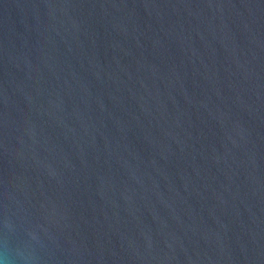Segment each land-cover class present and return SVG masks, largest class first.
Returning <instances> with one entry per match:
<instances>
[{
	"label": "water",
	"instance_id": "obj_1",
	"mask_svg": "<svg viewBox=\"0 0 264 264\" xmlns=\"http://www.w3.org/2000/svg\"><path fill=\"white\" fill-rule=\"evenodd\" d=\"M0 264H264V0H0Z\"/></svg>",
	"mask_w": 264,
	"mask_h": 264
}]
</instances>
